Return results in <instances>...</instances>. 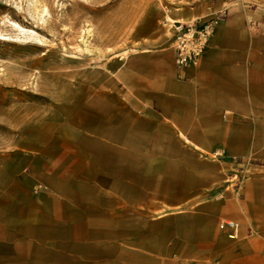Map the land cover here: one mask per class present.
Returning <instances> with one entry per match:
<instances>
[{"label":"crops","instance_id":"1","mask_svg":"<svg viewBox=\"0 0 264 264\" xmlns=\"http://www.w3.org/2000/svg\"><path fill=\"white\" fill-rule=\"evenodd\" d=\"M174 3L115 54L61 164L0 188V264H264V0ZM216 11L178 68L159 21Z\"/></svg>","mask_w":264,"mask_h":264},{"label":"rangeland","instance_id":"2","mask_svg":"<svg viewBox=\"0 0 264 264\" xmlns=\"http://www.w3.org/2000/svg\"><path fill=\"white\" fill-rule=\"evenodd\" d=\"M174 2L0 0L1 189L13 175L40 185L41 170L61 164L76 124L101 106L115 54H129Z\"/></svg>","mask_w":264,"mask_h":264},{"label":"built area","instance_id":"3","mask_svg":"<svg viewBox=\"0 0 264 264\" xmlns=\"http://www.w3.org/2000/svg\"><path fill=\"white\" fill-rule=\"evenodd\" d=\"M224 15L223 11H216L201 22L197 20L190 22L166 20L167 23H171L168 30L173 34L172 48L175 51V64H177L178 68L185 70L200 64L199 62L209 48L210 41L217 31L218 25L222 22ZM216 154L219 155L220 153ZM235 177V186L240 187L242 179L238 175ZM223 225L237 227V223L233 220H226Z\"/></svg>","mask_w":264,"mask_h":264},{"label":"bare ground","instance_id":"4","mask_svg":"<svg viewBox=\"0 0 264 264\" xmlns=\"http://www.w3.org/2000/svg\"><path fill=\"white\" fill-rule=\"evenodd\" d=\"M20 30H22V31H24L25 32V30H24V28H22L20 25H18L17 23H14ZM1 35V34H0ZM2 37H3V35H1ZM9 39V38H8Z\"/></svg>","mask_w":264,"mask_h":264}]
</instances>
